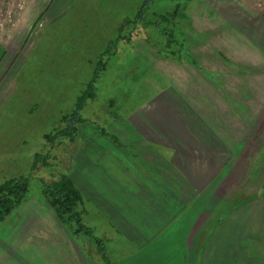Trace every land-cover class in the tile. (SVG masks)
<instances>
[{
	"label": "rangeland",
	"instance_id": "374dc122",
	"mask_svg": "<svg viewBox=\"0 0 264 264\" xmlns=\"http://www.w3.org/2000/svg\"><path fill=\"white\" fill-rule=\"evenodd\" d=\"M144 2L49 4L23 36L24 46L8 72L11 92L0 108V184L11 177L28 178L23 202L47 200L44 183L68 175L76 155L99 145L107 151L104 162L123 178L114 151L123 148L135 158L127 141L135 137L132 116L154 100L173 132L185 134L189 122L202 126L188 133L192 141L202 140L207 166L212 165V136L223 148L220 159L226 157L227 143L237 147L240 177L219 198L213 221L264 196V186L252 192L264 177V149L255 153L263 137L250 135L264 125V53L250 52L264 51L259 32L264 22L255 20L263 16L249 18L243 0H149L138 16ZM103 62L93 81L94 95L74 116L79 96L89 90ZM68 126H76V132L65 133ZM249 142V159L237 160L238 149L248 148ZM222 166L221 172L228 170L227 163ZM2 223L0 240L7 237ZM210 229L204 228V237ZM96 238L102 247L104 239Z\"/></svg>",
	"mask_w": 264,
	"mask_h": 264
},
{
	"label": "crops",
	"instance_id": "0c3cea01",
	"mask_svg": "<svg viewBox=\"0 0 264 264\" xmlns=\"http://www.w3.org/2000/svg\"><path fill=\"white\" fill-rule=\"evenodd\" d=\"M73 1L0 0V108L9 98L8 72L27 31L49 10V4ZM243 3L249 18L260 14L262 19L255 20L264 22V0ZM159 104L154 100L132 116L135 137L127 141L135 158L123 148L112 152L122 166L123 178L113 171L111 162H104L107 151L100 145L76 155L68 168L81 193V220L93 235L104 239L106 256L91 235L77 229L72 220H60L43 199L22 202L2 221L7 237L0 240V264H264V196L230 209L224 219L211 217L232 180L240 177L236 145L227 143L226 157L220 159L223 148L212 136L213 159L207 166L202 140L192 141L188 133L202 126L189 122L192 126H185V134L173 132L158 113L163 112ZM263 130L264 125L258 124L250 132L252 139L263 137L255 153L264 149ZM252 143L238 149L237 160L249 159ZM223 163L228 170L221 172ZM263 186L264 177L252 192ZM204 228H211V234L204 237ZM252 247L257 251L251 252Z\"/></svg>",
	"mask_w": 264,
	"mask_h": 264
},
{
	"label": "trees",
	"instance_id": "16d2710c",
	"mask_svg": "<svg viewBox=\"0 0 264 264\" xmlns=\"http://www.w3.org/2000/svg\"><path fill=\"white\" fill-rule=\"evenodd\" d=\"M148 1L145 0L142 4V9H140L138 16L143 14L144 6L149 4L147 3ZM103 67L104 62L100 63V66L95 69V73L88 84L89 90L79 96L76 102L74 116H78L76 114H78V110L85 99L94 95L93 81L99 76ZM77 120L78 118L76 117L75 121ZM65 131V133L69 131L70 134L76 132V126H68L65 128ZM28 186V178L26 177H11L0 184V222L25 200ZM43 193L60 220H74L77 223V229L83 230L91 235L96 242H101L100 239L93 236L91 228L84 225L81 220L80 210H77V206L81 205V193L69 175L61 174L56 180L47 184L44 183ZM97 247L102 255L106 256L103 247L99 244H97Z\"/></svg>",
	"mask_w": 264,
	"mask_h": 264
}]
</instances>
